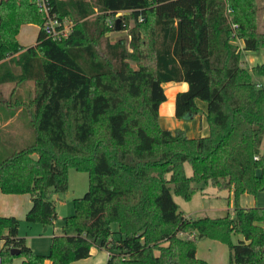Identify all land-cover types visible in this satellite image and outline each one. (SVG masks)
Returning <instances> with one entry per match:
<instances>
[{"label":"trees","instance_id":"trees-1","mask_svg":"<svg viewBox=\"0 0 264 264\" xmlns=\"http://www.w3.org/2000/svg\"><path fill=\"white\" fill-rule=\"evenodd\" d=\"M45 1L50 14L77 17L60 41L45 34L36 0H0V85L34 82V96L22 104L33 141L0 147V192L29 194L25 220L46 227L57 217L51 196L67 190L69 167L88 172L89 185L47 254L26 244L15 216L0 215V264L17 257L19 264H73L93 245L108 253L105 264H208L196 256L204 237L228 245L230 264H259L264 207L236 203L231 215L189 218L172 196L190 198L200 180L232 191L235 201L264 189V81L254 78L264 77V66L249 68L242 58L264 49L257 1L95 0L102 12L136 22L129 50L121 40L105 41L107 62L88 34L90 3ZM28 23L39 29L24 47L17 34ZM168 81L188 85L176 94L175 117L203 112L207 135L160 126Z\"/></svg>","mask_w":264,"mask_h":264},{"label":"rangeland","instance_id":"rangeland-1","mask_svg":"<svg viewBox=\"0 0 264 264\" xmlns=\"http://www.w3.org/2000/svg\"><path fill=\"white\" fill-rule=\"evenodd\" d=\"M92 6V14L88 17V34L94 38V47L99 59L107 62V57L104 53L105 41H123L126 48L129 50L130 30L136 27V22L127 13H120L111 16L98 9L95 5V0H86ZM258 15H257V29L264 31V0H256ZM71 24L77 20L76 15H72ZM74 18V19H73ZM70 19V18H69ZM79 20V19H78ZM118 20L119 29L115 28V23ZM121 20L124 21L122 25ZM78 23L81 20L77 21ZM37 25L33 23L24 24L20 27L17 34L19 43L32 45L35 42L37 35ZM242 58L247 67L251 65L264 66L260 58H264V50L260 48L256 51H243ZM257 82L263 83L264 77L255 76ZM179 83L177 81H168L162 83L164 93L166 96L165 101L159 107V123L164 129L173 131L180 128L185 131L189 137H199L208 134L207 122L204 118L203 112H199L192 117H184L178 119L175 117V92ZM3 92L1 99L7 97V102L14 104H27L34 96V82L22 81L15 84L2 85ZM187 89V83H186ZM200 108L204 109L206 104L204 101L197 100ZM24 116L28 119L26 110L23 108ZM25 127L24 136L18 141L14 142L9 148H22L32 143L33 130L31 124ZM29 129V133H28ZM31 131V134H30ZM30 139H29V138ZM29 139V140H28ZM261 152H264V136L260 145ZM184 169L187 175H191L192 169L189 163H185ZM67 190L64 193H53L51 198L54 200L57 217L52 225L45 228L39 223H28L25 216L17 218L19 221L18 233L20 236L25 237L28 246L36 253L47 254L50 250L51 238L54 234L61 233V226L63 218L71 215L74 212V198L83 196L87 191L89 185V175L86 171L76 170L72 167L67 169ZM196 190L190 198H183L172 191L174 201L177 203L179 210L183 212L186 217L198 218L203 216L219 217L226 213L230 215L233 213V208L236 203L242 202V197H238L235 201L232 191L225 189H218L212 183L200 180L195 184ZM1 193V192H0ZM254 204L252 206L264 207V189L258 191L255 195L247 196ZM0 200V205H1ZM241 205V204H240ZM249 206V207H252ZM15 208V205H14ZM20 208V205H18ZM113 231L117 230V225L113 222L110 224ZM116 238L117 235L115 234ZM237 237V236H236ZM238 237H241L238 235ZM233 242H236L235 235L231 237ZM92 255L83 264H104L107 253L100 250L93 245L91 248ZM196 256L204 259L209 264H230L229 248L228 245L211 238H200L196 242ZM22 258L17 257L14 260L15 264H19ZM14 264V261H13ZM43 264H49L46 260ZM259 264H264V254Z\"/></svg>","mask_w":264,"mask_h":264},{"label":"crops","instance_id":"crops-1","mask_svg":"<svg viewBox=\"0 0 264 264\" xmlns=\"http://www.w3.org/2000/svg\"><path fill=\"white\" fill-rule=\"evenodd\" d=\"M36 27L38 30L39 27L38 26H36ZM37 33H38V31H37ZM35 40H36V38H35ZM20 44L24 47L29 46V45H26L23 43H20ZM238 45L240 46V48H242L243 42L241 40H239ZM260 60H261V62H264V58H260ZM252 66H254V65H251L250 67H252ZM178 83H179V85L177 86L178 88L174 94L175 97H176V94L178 92L186 90V82L180 81ZM5 84H8V83H5ZM2 85H4V84H2ZM2 85H0V147L6 148V147H10L14 142L18 141L19 139H21L24 136V132H25L24 129H25V127L28 126L27 124L29 123V119L25 118V116H24V112H23L24 106L22 104H20V105L14 104L13 105V103L7 102L6 96H5V98L1 99V96H2L1 93L3 92L2 91L3 90ZM187 87H188V85H187ZM203 110H205V108ZM158 113H159V110H158ZM204 118H205V116H204ZM28 133H29V129H28ZM30 134H31V131H30ZM248 195H252V194L243 193L240 195V197H242V202L240 203L241 206L249 207V206H252L254 204L247 197ZM0 200L2 202L0 205V215H2V216L12 215V216H15L17 218H22L25 216V213L27 212V210L29 209V207L31 205V200H30L29 194H5V193L1 192L0 193ZM14 205H15V208H14ZM18 205H20V208H18ZM45 228L46 227H44V231H45ZM234 235H235V238L237 241L240 237H238V234H234ZM25 241H26V239H25ZM2 243L3 242L0 240V247L2 246ZM26 244H27V242H26ZM100 250H102V249H100ZM103 251H105V250H103ZM91 255H92V251H91V254L88 258L78 260L76 262H73V264H83V262H85L87 259H89L91 257ZM107 257H108V253H107ZM15 261L16 260H14V264H15ZM48 263L50 264L49 261H48ZM104 264H105V262H104Z\"/></svg>","mask_w":264,"mask_h":264},{"label":"built area","instance_id":"built-area-1","mask_svg":"<svg viewBox=\"0 0 264 264\" xmlns=\"http://www.w3.org/2000/svg\"><path fill=\"white\" fill-rule=\"evenodd\" d=\"M36 6L44 17L42 27L48 37L60 41L71 32L73 25L69 17L60 18L56 14H50L45 0H36Z\"/></svg>","mask_w":264,"mask_h":264},{"label":"water","instance_id":"water-1","mask_svg":"<svg viewBox=\"0 0 264 264\" xmlns=\"http://www.w3.org/2000/svg\"><path fill=\"white\" fill-rule=\"evenodd\" d=\"M115 28L116 29H119V26H118V20L116 21V23H115ZM10 252L12 253V254H18V250L16 249V248H12L11 250H10Z\"/></svg>","mask_w":264,"mask_h":264}]
</instances>
